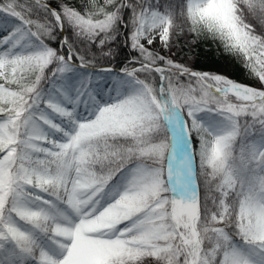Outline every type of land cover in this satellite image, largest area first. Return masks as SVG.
Masks as SVG:
<instances>
[{
    "label": "snow or ice",
    "instance_id": "snow-or-ice-1",
    "mask_svg": "<svg viewBox=\"0 0 264 264\" xmlns=\"http://www.w3.org/2000/svg\"><path fill=\"white\" fill-rule=\"evenodd\" d=\"M0 264H264V0H0Z\"/></svg>",
    "mask_w": 264,
    "mask_h": 264
},
{
    "label": "trees",
    "instance_id": "trees-1",
    "mask_svg": "<svg viewBox=\"0 0 264 264\" xmlns=\"http://www.w3.org/2000/svg\"><path fill=\"white\" fill-rule=\"evenodd\" d=\"M161 2L164 3L166 0H161ZM172 53H174L172 58L178 63L199 71L214 73L221 68L224 62L220 50L213 39L205 36L197 37L194 33L177 36ZM127 55L128 50L124 49L119 59L123 60ZM243 68V65L238 60L233 61L232 72L236 73V76Z\"/></svg>",
    "mask_w": 264,
    "mask_h": 264
},
{
    "label": "rangeland",
    "instance_id": "rangeland-1",
    "mask_svg": "<svg viewBox=\"0 0 264 264\" xmlns=\"http://www.w3.org/2000/svg\"><path fill=\"white\" fill-rule=\"evenodd\" d=\"M10 20H14L15 18H9ZM4 27H7V25H4ZM204 37V36H203ZM218 49L220 50L221 57L223 59V65L219 70H217L214 73H219L228 76L229 78L236 80L237 82L254 86V87H260L258 81L256 78L252 77L248 70L243 68L242 71L236 76V73H233V61H236L237 59L233 56H231L229 53H227L222 44L219 41L213 40ZM162 54H166L163 53Z\"/></svg>",
    "mask_w": 264,
    "mask_h": 264
}]
</instances>
